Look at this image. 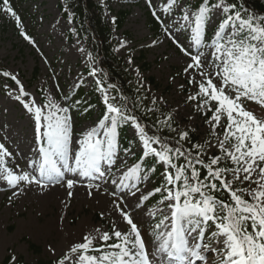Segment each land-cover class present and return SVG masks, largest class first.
Instances as JSON below:
<instances>
[{
    "label": "snow or ice",
    "instance_id": "6c2138e0",
    "mask_svg": "<svg viewBox=\"0 0 264 264\" xmlns=\"http://www.w3.org/2000/svg\"><path fill=\"white\" fill-rule=\"evenodd\" d=\"M158 2L146 0L165 38L186 58L181 70L193 91L185 100L202 115L210 138L193 142L194 129H182L171 112L144 123V115L154 116L156 109L137 115L140 104L130 107L127 97L117 99L101 78L96 84L103 113L74 142L71 104L27 99L18 77L0 69V75L19 86L16 100H26L38 157L29 170L17 172L9 166L13 152L0 142V181L14 189V197L32 186L43 195L59 185L70 199L82 180L88 181L89 197L102 189L112 197L111 211L100 213L102 218L114 214L110 228L94 226L59 254L49 245L53 264H264V116L246 106L252 102L264 108V16L244 10L239 0H200L195 6L190 0H164V11L171 14L166 24ZM0 11L20 26L10 0H2ZM21 35L34 43L27 33ZM97 72L91 68L89 75ZM179 87L183 94L185 85ZM108 89L116 91L115 85ZM150 102L156 105L157 99ZM121 125L132 128L136 149H121ZM164 130L175 135L165 136ZM212 149L216 151L209 155ZM137 150L136 162L125 167ZM149 171L160 176L151 189L145 185L151 181ZM153 198L162 207L150 209L147 202ZM137 211L143 215H134ZM148 220L154 221L150 241L143 233Z\"/></svg>",
    "mask_w": 264,
    "mask_h": 264
},
{
    "label": "rangeland",
    "instance_id": "374dc122",
    "mask_svg": "<svg viewBox=\"0 0 264 264\" xmlns=\"http://www.w3.org/2000/svg\"><path fill=\"white\" fill-rule=\"evenodd\" d=\"M22 1V8L26 12L24 16H18L19 27L15 17L0 11V69L5 68L18 77L28 94L27 99L36 97L46 104L44 99L51 98L63 105L65 93L72 92L81 83L86 84L88 90L93 82V78L85 72L91 64L87 41L77 33L70 37L75 24L62 9L60 0ZM106 1L104 15L109 23H113L117 11L126 8L123 7L125 0ZM190 3L195 6L194 0H190ZM156 8L165 23H169L171 14L164 11V0H159ZM148 11L151 10L145 3L130 9L131 14L123 27L120 30L114 29L115 51L142 83L149 97H155L157 103L171 112L182 126L194 129L204 137L209 134V127L203 123L202 115L195 114L194 105L185 100L193 91L181 70L186 58L182 57L171 40L165 38L164 33L158 37L151 31ZM207 31L212 36L214 24H210ZM21 32L27 33L29 37L33 32L31 40L34 43L25 39ZM153 40L159 43L152 45ZM142 52L145 53L144 59H140ZM151 79H154L153 82ZM180 85H185L183 94ZM18 87L9 77L0 75V142L5 143L9 151L13 152L9 166L20 172L29 170L32 167L31 161L38 157L34 155L37 144L33 139L31 114L23 107L26 100L18 101L15 98L19 95ZM161 97L163 102L160 101ZM246 106L258 116H264V108L257 104L248 102ZM71 115L74 117V142L81 131L94 126L101 117L95 115L81 121L76 114ZM189 115L195 119L190 121ZM129 134L133 139L136 138L132 128ZM212 142L215 143V140ZM215 151L212 149L209 153ZM134 162V159L128 158L125 167ZM148 176L151 181H145L147 188L157 186V180L150 174ZM87 183L82 180L69 199L65 189L59 185L52 186L43 195L32 186L25 195L14 197V189L0 181V263L8 256L15 257V260L23 259L29 264L53 260L49 245L55 247L59 254L70 241L78 240L82 233L94 226L102 230L110 228L109 221L114 218V214L102 218L100 213L111 211L112 197L105 194L103 189L89 197ZM9 197L12 198L11 203ZM65 201L68 207H65ZM131 203L129 200L128 204ZM147 205L150 209L162 207L152 205L149 201ZM134 215L140 216L143 213L137 211ZM59 217H63V221ZM152 222L148 220L145 223L144 234ZM120 227L123 228V225ZM152 239L145 238L146 241ZM30 244L40 248V252L33 250Z\"/></svg>",
    "mask_w": 264,
    "mask_h": 264
},
{
    "label": "trees",
    "instance_id": "16d2710c",
    "mask_svg": "<svg viewBox=\"0 0 264 264\" xmlns=\"http://www.w3.org/2000/svg\"><path fill=\"white\" fill-rule=\"evenodd\" d=\"M66 7L68 8L73 20L78 26L79 33L88 40L90 43V56L95 64H97L99 70L95 80L93 82V88L89 91H85V85L82 84L80 87L73 91L72 93L65 98V105L71 104L72 111L79 116H91L96 109L99 107V111L103 113V104L102 100L99 98L101 93L98 90L96 81L102 78L104 87L109 91L113 96H117V99L120 96L127 97L129 106L140 104L139 108H136V114L142 115L144 109L155 108L156 114L153 116L151 114L144 115V123L152 124V122L159 118L163 120L165 118L161 113L167 114L170 113L162 108L159 104L153 105L150 101V98L147 95L146 90L142 84L133 76L129 71L128 67L124 64L123 60L116 55L113 49V35L109 25L106 23L103 18V3L99 0H62ZM2 2V0H0ZM144 0H130L128 2L129 6L140 5ZM200 0H197V4ZM231 2V0H229ZM239 3L242 5L243 9L249 13H254L256 16H264V2L261 0H239ZM20 4V3H19ZM16 0H10V6L14 11L19 15L20 6ZM129 11H119L117 14V20L114 23V26L117 29H120L125 20L129 15ZM148 20L150 28L160 33L161 24L155 19L150 13H148ZM145 55L142 53L140 59H144ZM91 68H94L93 66ZM91 68L88 70L90 72ZM154 79L151 81L153 82ZM108 85H115L116 91L108 89ZM139 89V91H138ZM142 98V99H141ZM87 109V111H85ZM176 121V120H175ZM176 123L183 129L180 123ZM175 126V125H174ZM130 127L127 125H121L118 134L120 139V145L123 148L131 146L133 149L136 146V140L129 138L128 129ZM190 129V128H188ZM155 131V128L152 129ZM165 136H174V133H169L167 130H164L162 133ZM193 142H198L201 140V136L197 132L192 133ZM205 138H210L209 135ZM214 138H212L213 140ZM210 155V154H209ZM137 155L136 157H139ZM147 165L152 164V160L149 159ZM151 172V171H150ZM157 171L156 175H158ZM151 174H153L151 172ZM223 196L224 193H221ZM154 204L156 198L152 199ZM32 247H34L32 245ZM35 249V247H34ZM1 264H28L23 260H18L14 262L11 257H6L3 263ZM38 264H53L52 261H40Z\"/></svg>",
    "mask_w": 264,
    "mask_h": 264
},
{
    "label": "bare ground",
    "instance_id": "6f19581e",
    "mask_svg": "<svg viewBox=\"0 0 264 264\" xmlns=\"http://www.w3.org/2000/svg\"><path fill=\"white\" fill-rule=\"evenodd\" d=\"M52 192H55L56 194L58 193V191H52ZM56 194H54V195H56Z\"/></svg>",
    "mask_w": 264,
    "mask_h": 264
}]
</instances>
